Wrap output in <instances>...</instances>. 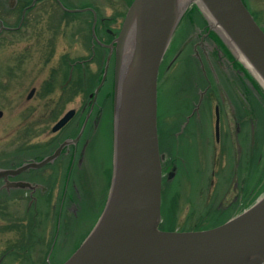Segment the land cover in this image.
<instances>
[{
    "label": "rangeland",
    "instance_id": "obj_1",
    "mask_svg": "<svg viewBox=\"0 0 264 264\" xmlns=\"http://www.w3.org/2000/svg\"><path fill=\"white\" fill-rule=\"evenodd\" d=\"M62 1L67 8L84 11L66 14L53 0H44L28 12L21 30L0 32V170L37 161L38 154L50 150L51 126L70 108L79 110L85 100L82 93L59 98L62 89L44 93L51 68L57 70L64 53L72 62L91 56L92 11L117 21L111 26L119 27L120 32L133 2ZM243 2L264 32V0ZM7 9L4 23L13 28L22 5L8 2ZM198 43L205 49L212 47L211 54L206 49L207 62L202 68L214 101L204 102L199 114L190 119L201 91L209 84L202 79L205 84L199 86L203 75L195 56L197 52L202 55L201 49L195 50ZM48 53L52 55L46 60ZM85 68L96 72L99 65L88 62ZM63 80H57L56 86L64 85ZM74 82L69 91L78 87ZM32 89L35 94L28 99ZM50 96L52 105L48 104ZM218 105L216 138L214 106ZM158 110L160 132L166 140L167 130L181 128L174 133V148L161 149L159 139L162 163L174 170L171 178L166 176L167 169L162 171L163 230L208 229L239 214L264 192V99L259 83L247 65L209 31L203 12L194 2L185 7L163 57ZM157 127L161 138L158 122ZM96 153L92 163L87 159L82 163L75 181L63 178L60 174L64 170L60 171L56 163L21 174L20 179L31 188H9L0 180V264H63L74 253L104 205L110 179V136L107 139L104 135Z\"/></svg>",
    "mask_w": 264,
    "mask_h": 264
},
{
    "label": "water",
    "instance_id": "obj_2",
    "mask_svg": "<svg viewBox=\"0 0 264 264\" xmlns=\"http://www.w3.org/2000/svg\"><path fill=\"white\" fill-rule=\"evenodd\" d=\"M133 0L115 40L112 176L102 212L93 228L63 264H264V194L224 223L198 231H164L161 216L162 160L158 115L159 68L189 3L203 12L230 50L244 57L264 90V32L242 0ZM67 12H78L65 8ZM209 14L211 21L206 16ZM4 26L1 24L0 32ZM133 51L126 67L124 51ZM111 48V47H110ZM72 111L54 127L67 123ZM218 114L216 135L218 136ZM60 150L39 162L0 170L6 187L29 169L53 161Z\"/></svg>",
    "mask_w": 264,
    "mask_h": 264
},
{
    "label": "flooded vegetation",
    "instance_id": "obj_3",
    "mask_svg": "<svg viewBox=\"0 0 264 264\" xmlns=\"http://www.w3.org/2000/svg\"><path fill=\"white\" fill-rule=\"evenodd\" d=\"M42 1L44 0H0V28L1 24L4 26L1 32L8 30H21L25 25V20L28 12L33 7H35L36 4ZM53 1L57 3V0ZM59 1L64 4L62 0ZM8 2H13L16 5H22L20 18L18 20L17 25L13 28L5 26L4 23V19L8 15ZM92 16L93 23L91 25L90 44L91 56L84 61L72 62L70 57H67V55L64 53L62 55V60L58 61L59 66L57 67V70H54V66L51 68L47 84L44 88V93L48 95L54 94L57 90L62 89L60 90L62 92L58 94L59 98L66 97L68 99L71 96L75 97L78 96L79 93H82L85 95V100L79 110L70 108L69 110L61 114L60 118L56 120L50 128L52 137L47 142L48 145L51 146L50 150L41 155L38 154V156L35 157V160L39 161L47 156L54 154L57 150H60L58 155L53 159L52 163H48V165L50 164L49 166H51L54 163L58 164V166L60 167V171L61 169L64 170L60 175H62L63 178L72 181L79 179L77 178L80 176L79 167L82 165L83 162H85L86 159L89 161V164L94 161L97 156L96 152L100 148V142L103 141L105 134L107 136V139H109L110 136L111 155L108 164H110L111 172L112 115L114 91V79L112 70L114 64L113 62L115 61L116 56L115 40L119 35V27L114 29L112 28L111 24H116L117 22L113 19L101 17V15L99 14H92ZM198 48L201 49L202 55L200 57L199 52H197L195 53V56L197 57L198 63H200V69L203 75V78H200L199 86H204L205 82L202 79H205L206 81H208V83L210 81L207 76H205L203 62H207L208 56H206V54L207 51L210 54L212 53V47L206 48V51L203 45L198 43L195 45V50L197 51ZM50 55L52 54L48 53L45 59L48 60L50 58ZM109 55H111V58L108 57ZM106 59H110L108 65ZM88 62H93L94 64L99 65L98 71L94 72L91 71V69L87 70L85 67ZM105 69H107L106 75L104 72ZM57 80H63L62 82H64V85L60 84L57 87L56 85L59 84L57 83ZM72 81H75L74 83H77L78 87L69 91V87L72 84ZM68 83L70 84L68 85V88H66L65 85H67ZM65 89H67V91ZM32 90L33 91H30L27 96L28 99H31L35 94V89ZM211 91L212 90L209 83L201 91L200 98L198 99V101L200 102L195 105L193 110L194 112H192L188 116V118L191 119L192 117H196V115L199 114L198 110H200L204 102L208 103L209 101H214V97H212L214 96V93L213 91ZM48 104H54V100L51 96L49 98ZM217 107H219V105ZM214 108H216V106H214ZM71 111L72 115L67 121V123L55 131L54 127L59 122V120H61L67 113ZM104 128L106 129V132H104ZM179 129L181 128L177 127L176 130ZM183 131H185V128ZM183 131H178V133ZM38 149L40 150V147H38ZM162 169L163 172L166 169L168 170V165L166 163H162ZM172 170L173 167H170V169L166 173V176L168 178L170 177V175L172 176L174 174V170ZM23 174L24 173H22V175ZM22 175L20 174V176L18 177L19 179L17 181L25 182L20 179ZM83 175L85 174L83 173L82 176ZM11 180L15 179L13 178Z\"/></svg>",
    "mask_w": 264,
    "mask_h": 264
},
{
    "label": "trees",
    "instance_id": "obj_4",
    "mask_svg": "<svg viewBox=\"0 0 264 264\" xmlns=\"http://www.w3.org/2000/svg\"><path fill=\"white\" fill-rule=\"evenodd\" d=\"M255 18V17H254ZM224 46V45H223ZM225 47V46H224ZM259 90L261 91L262 93V98L264 99V90L260 87L259 85ZM162 122L160 121V115H159V111H158V126H159V133L161 135V138L159 137L160 139V148H164V146H169L171 148H174L175 147V141H174V133H176V129L175 130H167L168 131V140H166L165 136L162 134V132H160V129L162 128ZM167 126V125H166ZM167 148V147H166ZM109 178H110V173H109ZM109 182H110V179H108V183H107V187H106V190L108 189L109 187ZM104 201H105V196H104ZM221 224V223H220ZM219 225V224H218ZM217 226V225H215ZM215 226H211L209 228H212V227H215ZM160 227L162 228V223L160 225ZM200 230V229H199Z\"/></svg>",
    "mask_w": 264,
    "mask_h": 264
},
{
    "label": "bare ground",
    "instance_id": "obj_5",
    "mask_svg": "<svg viewBox=\"0 0 264 264\" xmlns=\"http://www.w3.org/2000/svg\"><path fill=\"white\" fill-rule=\"evenodd\" d=\"M191 0H182V3H186L189 2ZM197 3L203 8V10L205 11V8L203 7L202 3L200 0H196ZM206 12V11H205ZM206 16L209 18V20L211 21V24H214V21L210 18L209 14L206 13ZM233 51L235 52V54L246 64V60L244 59V57H242V55L237 51L236 48H233ZM133 51L131 48L126 47L125 51H124V64H123V69L126 67V64L128 62V60L130 59V57L132 56ZM256 202V201H255ZM254 204V203H253Z\"/></svg>",
    "mask_w": 264,
    "mask_h": 264
}]
</instances>
